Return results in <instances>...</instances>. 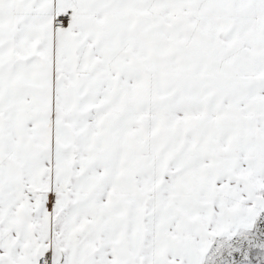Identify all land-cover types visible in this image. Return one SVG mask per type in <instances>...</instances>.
Instances as JSON below:
<instances>
[{
	"label": "snow or ice",
	"instance_id": "obj_1",
	"mask_svg": "<svg viewBox=\"0 0 264 264\" xmlns=\"http://www.w3.org/2000/svg\"><path fill=\"white\" fill-rule=\"evenodd\" d=\"M0 264H264V0H0Z\"/></svg>",
	"mask_w": 264,
	"mask_h": 264
}]
</instances>
